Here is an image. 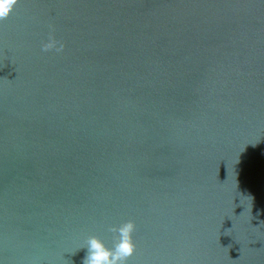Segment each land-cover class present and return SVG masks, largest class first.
Listing matches in <instances>:
<instances>
[{
    "label": "water",
    "instance_id": "water-1",
    "mask_svg": "<svg viewBox=\"0 0 264 264\" xmlns=\"http://www.w3.org/2000/svg\"><path fill=\"white\" fill-rule=\"evenodd\" d=\"M127 220L128 264H264V0H18L0 21V264H83Z\"/></svg>",
    "mask_w": 264,
    "mask_h": 264
},
{
    "label": "clouds",
    "instance_id": "clouds-1",
    "mask_svg": "<svg viewBox=\"0 0 264 264\" xmlns=\"http://www.w3.org/2000/svg\"><path fill=\"white\" fill-rule=\"evenodd\" d=\"M17 4L18 0H0V21L6 20ZM64 47V44L50 33L47 42L42 44L41 51L54 50L56 53H61ZM109 231L114 234L112 247L106 246L96 236L87 238L84 244L87 251L83 264H128L136 252V244L133 240V234L136 231L135 222L124 221L118 227L109 228Z\"/></svg>",
    "mask_w": 264,
    "mask_h": 264
}]
</instances>
